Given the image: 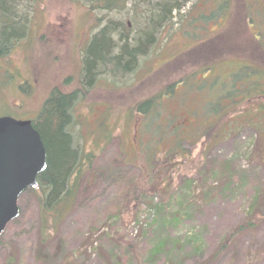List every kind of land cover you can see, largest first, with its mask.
Masks as SVG:
<instances>
[{
	"label": "rangeland",
	"instance_id": "1",
	"mask_svg": "<svg viewBox=\"0 0 264 264\" xmlns=\"http://www.w3.org/2000/svg\"><path fill=\"white\" fill-rule=\"evenodd\" d=\"M160 1L128 0L125 12L103 18V11H89L87 0H39L27 38L0 61V117L35 120L52 90L80 91L90 39L108 20L123 23L132 36L149 30V12ZM178 1L167 29L153 33L154 49L137 59L130 73L106 68L113 73L97 74L84 99L75 102V140L91 154L92 168L57 222L54 214L41 218L38 190L19 197V217L0 237V264H264V168L255 157L254 130L242 128L212 147L203 140L196 146L191 140L180 143L161 172L170 182L167 191L161 180L156 192L145 190L140 161L154 146L141 133L143 120L137 127L129 109L196 70L158 100L155 120L167 138L156 149L164 157L174 139L205 121L193 116L206 99L205 89L213 93L209 102L230 86L223 79L233 70L224 61L212 75H201L197 58L175 67L184 60L179 56H190L217 33L227 34L225 42L242 30L245 36L264 33V0ZM243 1L251 26L243 5L239 8ZM200 85L203 92L190 91ZM245 116L254 119L252 113ZM214 169L217 177L211 178Z\"/></svg>",
	"mask_w": 264,
	"mask_h": 264
},
{
	"label": "trees",
	"instance_id": "2",
	"mask_svg": "<svg viewBox=\"0 0 264 264\" xmlns=\"http://www.w3.org/2000/svg\"><path fill=\"white\" fill-rule=\"evenodd\" d=\"M87 1L90 12L103 11L105 15L102 17L105 18L113 12L118 14L125 12L128 0ZM37 2L39 0H0V61L6 59L13 47L27 38L28 25L31 22L29 16ZM242 5L244 11L246 10L247 24L251 26L249 7L244 1L239 5V8ZM180 6L178 0H161L157 5L151 7L149 12V30L138 31L134 36L127 31L123 23H114L108 20L107 25L90 39L87 51L83 56L80 91L62 94L56 89L52 90L35 120H31L32 127L39 133L46 151V168L37 177L36 189L40 192L38 203L43 220L53 214V220L56 222L63 217V212L73 204L84 176L92 168L91 154L85 155L75 140L74 127L77 124L73 120V105L77 100L84 99V96L92 88L97 74L103 72L110 75L115 70L130 73L136 65L137 59L146 57L154 49L156 39H154L153 33L161 28L167 29L172 20V13L178 11ZM241 17L243 16L241 15ZM97 22H101V19H98ZM235 35L237 38L229 34L225 42L224 38L227 34L217 33L207 42L193 49L190 56H179L178 61L184 60L179 61L175 67L179 69L187 63L188 66L193 62V58H197L199 61V71H197L201 75L203 73L212 75L211 70H215L219 65H225L224 61H228L227 63L233 67V70L223 79L227 83L229 81L230 86L227 88L222 86L221 93L215 95L209 102L207 95H213V93L210 90L207 92L204 85H200L199 89L191 88L190 91L196 92L206 90L204 93L206 99L193 112L194 119L201 115L205 121L198 123L188 136L181 137L180 140L174 139V144L169 147L164 157H159L156 149L157 143L167 138L163 132L164 129L158 126L157 120H155L158 117V100L162 91L164 94H172L176 84L181 85L187 82L190 77L197 74L196 70H193L195 73L183 77L179 83L165 85L154 96L138 102L129 109L128 115L135 119L137 127L138 122L142 123L143 120V125L139 124L141 133L150 137L149 145L154 146L155 154L150 151V155L146 150L148 156L143 157L140 161L143 166H139L147 184L145 186L147 193L156 192L158 180H161V183L166 187L163 192L169 188L170 182L161 175V172L164 162L177 156L180 143L191 140L192 145L196 146L203 140V145L212 147L228 140L234 132L242 128L255 131L257 135L255 157L264 168V33H258L256 36L249 31V35L245 36L242 30V34L237 32ZM222 36L223 40H220ZM245 49H248V51L246 50L248 54L244 53ZM194 54H196L195 57H192ZM108 67H112L113 71L107 70ZM214 78L215 81L219 80L217 76ZM17 88L21 91L20 87L17 86ZM180 102L183 103L182 100ZM246 113H252L254 119L247 118ZM240 117H245V119L241 118L239 122H236ZM202 169L204 170L205 167ZM217 172L216 169L210 171L211 178L217 177L214 176ZM249 225L247 224L245 228ZM242 228L243 226L237 227L235 232H239ZM224 247L225 245H222L220 251Z\"/></svg>",
	"mask_w": 264,
	"mask_h": 264
},
{
	"label": "water",
	"instance_id": "3",
	"mask_svg": "<svg viewBox=\"0 0 264 264\" xmlns=\"http://www.w3.org/2000/svg\"><path fill=\"white\" fill-rule=\"evenodd\" d=\"M45 168V147L31 122L0 117V235L18 219V198L37 187Z\"/></svg>",
	"mask_w": 264,
	"mask_h": 264
}]
</instances>
